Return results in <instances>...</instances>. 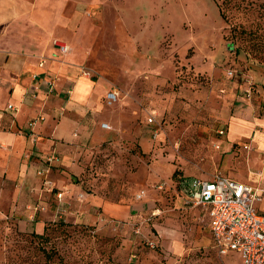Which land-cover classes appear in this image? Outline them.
Returning <instances> with one entry per match:
<instances>
[{"label":"rangeland","instance_id":"obj_1","mask_svg":"<svg viewBox=\"0 0 264 264\" xmlns=\"http://www.w3.org/2000/svg\"><path fill=\"white\" fill-rule=\"evenodd\" d=\"M85 7L81 34L65 32L58 39L70 51L57 53L102 90L82 109L56 106V124L76 119L64 131L74 140H61L75 151L55 153L62 159L47 177L39 174L53 156L47 148L20 153L19 168L0 172V264H241L214 247L184 186L264 177L255 145L263 127L232 147L219 136L233 118L264 119V0ZM110 91L120 95L113 105ZM72 157L76 171L66 166Z\"/></svg>","mask_w":264,"mask_h":264},{"label":"crops","instance_id":"obj_2","mask_svg":"<svg viewBox=\"0 0 264 264\" xmlns=\"http://www.w3.org/2000/svg\"><path fill=\"white\" fill-rule=\"evenodd\" d=\"M96 1L102 0H0V96L6 95L9 102L6 106L0 104L3 111L0 112V165L4 166L0 167V172L19 168L17 156L26 150L33 155H39L45 148L52 155L74 154L75 148L69 149L61 140H74L73 134L66 137L64 131L70 124L75 130L76 119L65 116L56 124V106L65 105L63 110L82 109L98 100L100 95L97 97L96 93L102 87L83 77L79 67L69 64L68 60L62 61L54 43L60 42L58 38L67 31H76L78 37L85 22L82 13L85 4ZM42 58H45L44 67L40 66ZM35 75L40 76L37 82ZM49 78L56 79L53 93H49L46 84ZM9 105L19 108L20 112L8 111ZM39 116L41 119L31 126ZM233 123L237 127L232 131L234 138L230 142L227 136ZM252 126L264 128V119L257 118L249 125L240 117L233 118L224 142L232 147L243 138L253 137ZM255 142L264 149V134L259 132ZM255 159L250 160L251 165ZM74 160L72 157L66 166L76 171L79 166ZM253 164L258 165L257 161ZM258 174L254 173L248 180L241 177L245 180L241 182L253 183L259 179ZM262 179L264 181L263 174Z\"/></svg>","mask_w":264,"mask_h":264},{"label":"built area","instance_id":"obj_3","mask_svg":"<svg viewBox=\"0 0 264 264\" xmlns=\"http://www.w3.org/2000/svg\"><path fill=\"white\" fill-rule=\"evenodd\" d=\"M55 49L62 55H67L70 47L61 42L54 43ZM45 58L40 66L44 67ZM40 76L35 75L37 82ZM49 93L56 89V79L46 80ZM117 91H110L107 96L109 105L119 100ZM8 111L19 113L20 109L9 105ZM36 124L32 123L31 126ZM151 127L157 126L156 119L149 116L146 122ZM104 128L108 125L104 124ZM154 135L158 137L159 130L155 127ZM226 130L219 131L224 139ZM221 142V145L223 144ZM220 145V146H221ZM219 146V147H220ZM61 158L53 155L46 159L47 167L39 174L47 177L51 167L60 163ZM253 183H245L226 176H215L211 180H199L184 186L186 203L200 207L204 212L211 242L222 254H235L241 264H264V181L262 174Z\"/></svg>","mask_w":264,"mask_h":264},{"label":"bare ground","instance_id":"obj_4","mask_svg":"<svg viewBox=\"0 0 264 264\" xmlns=\"http://www.w3.org/2000/svg\"><path fill=\"white\" fill-rule=\"evenodd\" d=\"M236 127H237V126H236V123H233V125H232V131H234V129H235ZM107 129H111L109 125H108V128H107Z\"/></svg>","mask_w":264,"mask_h":264}]
</instances>
